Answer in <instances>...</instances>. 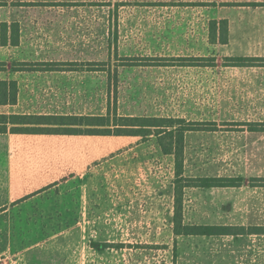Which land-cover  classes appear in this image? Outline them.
<instances>
[{
    "label": "rangeland",
    "instance_id": "rangeland-1",
    "mask_svg": "<svg viewBox=\"0 0 264 264\" xmlns=\"http://www.w3.org/2000/svg\"><path fill=\"white\" fill-rule=\"evenodd\" d=\"M222 1L0 0L20 32L0 43V77L18 84L0 113L183 118L200 127L184 134L183 222L264 229V62L224 65L209 29L230 11ZM22 61L59 65L13 72ZM50 137L69 179L55 192L72 208L34 232H0L4 264H264V230L173 233L174 158L154 135Z\"/></svg>",
    "mask_w": 264,
    "mask_h": 264
},
{
    "label": "crops",
    "instance_id": "crops-1",
    "mask_svg": "<svg viewBox=\"0 0 264 264\" xmlns=\"http://www.w3.org/2000/svg\"><path fill=\"white\" fill-rule=\"evenodd\" d=\"M222 2L230 11L214 19H226L228 24V42L220 44L223 57L264 62V0ZM8 21L0 20V24ZM1 80L8 79L0 77ZM51 135L0 133V232H34L42 224L48 226L46 220L41 223L42 217L62 214V210L69 214L70 197H65L62 204V193L55 192L60 184H68L69 179L57 174L54 160L57 148L50 144ZM34 246L30 243L26 247Z\"/></svg>",
    "mask_w": 264,
    "mask_h": 264
},
{
    "label": "trees",
    "instance_id": "trees-1",
    "mask_svg": "<svg viewBox=\"0 0 264 264\" xmlns=\"http://www.w3.org/2000/svg\"><path fill=\"white\" fill-rule=\"evenodd\" d=\"M219 24V29L217 25ZM210 34L213 43L226 44L228 42V24L226 19L210 20ZM20 32L18 22L0 24V43L4 46L19 44ZM157 65H166V59H161ZM224 65H245L244 57H226ZM256 60V59H252ZM215 59L210 58L206 65H214ZM228 62V63H227ZM123 65H135L130 58H126ZM199 63L187 61L181 65H198ZM44 65L48 67L37 68ZM56 62H17L13 63L11 70H56ZM18 86L15 79L0 81V105H15L17 103ZM189 121L178 117L154 116H123L116 111L107 109L105 114H7L0 113V133L18 134H65V135H133L146 137L154 135L164 154L172 155L176 173L174 187V210L171 221L175 235H243L262 233L261 227H243L230 225H189L183 222L182 215V189L183 172V140L184 134L190 130H197ZM214 178H205L200 186H219Z\"/></svg>",
    "mask_w": 264,
    "mask_h": 264
},
{
    "label": "built area",
    "instance_id": "built-area-1",
    "mask_svg": "<svg viewBox=\"0 0 264 264\" xmlns=\"http://www.w3.org/2000/svg\"><path fill=\"white\" fill-rule=\"evenodd\" d=\"M0 264H4L3 260L0 258Z\"/></svg>",
    "mask_w": 264,
    "mask_h": 264
}]
</instances>
